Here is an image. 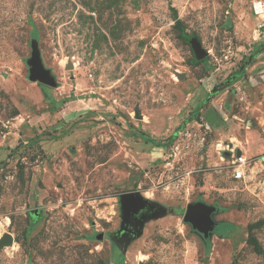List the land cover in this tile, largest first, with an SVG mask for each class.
I'll list each match as a JSON object with an SVG mask.
<instances>
[{
	"label": "rangeland",
	"instance_id": "rangeland-1",
	"mask_svg": "<svg viewBox=\"0 0 264 264\" xmlns=\"http://www.w3.org/2000/svg\"><path fill=\"white\" fill-rule=\"evenodd\" d=\"M253 13L246 0H0V242L13 237L0 264H264ZM34 39L56 88L29 80ZM137 192L159 211L133 220V239L118 235L120 198ZM200 201L218 208L208 242L183 221Z\"/></svg>",
	"mask_w": 264,
	"mask_h": 264
},
{
	"label": "water",
	"instance_id": "water-1",
	"mask_svg": "<svg viewBox=\"0 0 264 264\" xmlns=\"http://www.w3.org/2000/svg\"><path fill=\"white\" fill-rule=\"evenodd\" d=\"M192 47L199 60L208 55L197 40H192ZM31 48L32 55L28 60V66L30 68L29 80L43 86L56 88L57 81L52 75L51 70L45 67L38 40H32ZM227 155L230 156L231 154L227 153ZM241 155L242 151L237 150V156ZM120 203L122 221L118 235H121L122 233H129L133 239L137 237L135 230L131 229L133 220H138L139 222L142 221L143 224V219L151 218L155 215V213H157V211H159V206L155 205L150 200L143 198V196L138 192L122 195ZM217 212L218 208L216 206H211L200 201L188 205L183 221L191 226L194 232L201 235L203 239L207 241L213 234H215L219 225L213 217ZM140 231H142V229ZM12 242L13 237L10 234H6L4 240L0 242V248H3L6 244H11Z\"/></svg>",
	"mask_w": 264,
	"mask_h": 264
},
{
	"label": "built area",
	"instance_id": "built-area-1",
	"mask_svg": "<svg viewBox=\"0 0 264 264\" xmlns=\"http://www.w3.org/2000/svg\"><path fill=\"white\" fill-rule=\"evenodd\" d=\"M254 14L264 12V0H246ZM234 170L233 177L235 180L241 181L246 179V164L247 160L242 154L241 156L234 155Z\"/></svg>",
	"mask_w": 264,
	"mask_h": 264
},
{
	"label": "bare ground",
	"instance_id": "bare-ground-1",
	"mask_svg": "<svg viewBox=\"0 0 264 264\" xmlns=\"http://www.w3.org/2000/svg\"><path fill=\"white\" fill-rule=\"evenodd\" d=\"M253 14H254V13H253ZM254 15H255L256 18L260 19V18H263V17H264V12H260V13L254 14ZM68 70H69V69H68ZM4 238H5V236H4ZM4 238H3V240H4ZM3 240H2V241H3ZM12 243H13V242H12ZM12 243H11V244H12Z\"/></svg>",
	"mask_w": 264,
	"mask_h": 264
},
{
	"label": "flooded vegetation",
	"instance_id": "flooded-vegetation-1",
	"mask_svg": "<svg viewBox=\"0 0 264 264\" xmlns=\"http://www.w3.org/2000/svg\"><path fill=\"white\" fill-rule=\"evenodd\" d=\"M133 225H134V224H133V222H132V225H131V229H132V230H133V228H132ZM126 234H129V233H126ZM129 235L131 236V234H129ZM198 235H199V234H198ZM121 236H122V235H121ZM199 236L202 237L201 235H199ZM119 237H120V236H119ZM120 238H121V237H120ZM202 238H203V237H202Z\"/></svg>",
	"mask_w": 264,
	"mask_h": 264
},
{
	"label": "trees",
	"instance_id": "trees-1",
	"mask_svg": "<svg viewBox=\"0 0 264 264\" xmlns=\"http://www.w3.org/2000/svg\"><path fill=\"white\" fill-rule=\"evenodd\" d=\"M254 15V14H253ZM207 242H208V240H207Z\"/></svg>",
	"mask_w": 264,
	"mask_h": 264
}]
</instances>
